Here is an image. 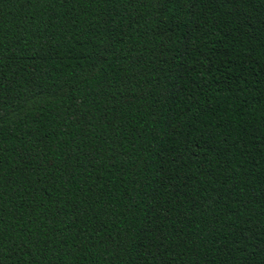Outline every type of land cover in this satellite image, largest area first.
<instances>
[{
	"label": "trees",
	"instance_id": "1",
	"mask_svg": "<svg viewBox=\"0 0 264 264\" xmlns=\"http://www.w3.org/2000/svg\"><path fill=\"white\" fill-rule=\"evenodd\" d=\"M0 264H264V0H0Z\"/></svg>",
	"mask_w": 264,
	"mask_h": 264
}]
</instances>
